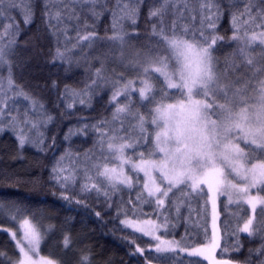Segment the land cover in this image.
<instances>
[{
  "label": "snow or ice",
  "instance_id": "obj_1",
  "mask_svg": "<svg viewBox=\"0 0 264 264\" xmlns=\"http://www.w3.org/2000/svg\"><path fill=\"white\" fill-rule=\"evenodd\" d=\"M235 4L115 0L109 8L108 0H42L40 17L52 40L48 62L65 73L86 65L80 86L64 84L58 94L65 112L77 104L93 109V101L101 108L98 118L77 117L64 133L69 147L54 156L50 182L73 210L138 235L144 247L120 237L137 264H239L232 257L243 247L242 233L261 241L244 264H264V0ZM36 7V0H0V134L10 132L19 151L30 145L46 153L56 145L46 135L55 118L13 71L23 31L13 13L27 27ZM106 12L110 27L100 35L97 23ZM225 14L230 36L220 33ZM225 46L234 47L222 60L216 53ZM50 86L60 88L56 80ZM72 137L91 146L73 151ZM90 197L102 201L110 221ZM193 201H202L204 222L180 234L182 209L190 212ZM11 207L6 219L16 230L2 231L13 255L0 250V264H68L53 249H70L74 218L57 226L27 207ZM92 256L80 251L76 264H92Z\"/></svg>",
  "mask_w": 264,
  "mask_h": 264
},
{
  "label": "trees",
  "instance_id": "obj_2",
  "mask_svg": "<svg viewBox=\"0 0 264 264\" xmlns=\"http://www.w3.org/2000/svg\"><path fill=\"white\" fill-rule=\"evenodd\" d=\"M151 2L152 0H146V4ZM221 2L227 4L230 0H221ZM244 2L245 0H236L235 7L243 8ZM36 3L34 21L27 27L24 26L21 20V14L18 11L13 13L16 19L21 22V28L23 29L19 38L21 47L18 49V55L14 57L17 62V66H14L13 69L14 79L26 91L39 95L45 104L46 110L55 118V122L47 126L46 135L49 137L55 136L56 145L48 149L46 153H40L30 145H26L22 151H19L17 142L10 132L6 131L0 134V202H4L8 206L5 209H0V227H16L15 224L8 222L6 219L8 212L13 211L11 207L13 204L22 208L27 207L35 212L37 216H42L45 223H52L57 226L64 223L65 218L73 217L74 219L67 226V230L71 233L73 239L70 249L63 253L59 248L53 249L68 264H76L79 252L89 249L93 253L92 264H137L136 259L128 255L129 246L120 237L136 239L137 243L144 247L145 242L138 235H133L131 230L121 231L118 222H109L105 226L98 222L95 217L86 215L83 211L73 210L59 198L60 189L55 183L50 182L49 168L54 156H59L65 148L69 147V143L63 141L64 133L67 132L69 127L77 126V117L98 118L101 108L99 104L93 101V109H84L77 104L70 113L65 112L64 102L58 99V94L62 91L64 84L80 86L78 80L83 78L86 65H74L70 72L65 73L59 65L48 62L52 40L40 17L42 0H36ZM114 4L115 0H108L109 8ZM146 13L147 7L145 6L139 21V31L141 32L147 27L144 19ZM109 27L110 14L106 12L97 23V30L100 35H104V29ZM220 33L226 36L231 35L227 14L220 21ZM68 35L72 38L75 36V32L70 30ZM233 47L225 46L216 55L223 60L232 51ZM73 54L79 58L80 50H74ZM240 71L243 72V68ZM2 74L6 75V70ZM52 80L57 81L60 85L59 89L51 88ZM61 115H63V119L60 118ZM87 122L91 123L94 120L90 119ZM41 131H45V129L41 128ZM70 146L73 151H82L84 148L90 147L91 143L90 141L86 143L81 138L72 137ZM16 181L18 183H15ZM12 183H15L14 187L9 186ZM68 194L71 195V193ZM130 195L134 196L135 192L133 191ZM88 202L97 211L101 212L105 221L111 220V217L105 215L104 209L100 206L102 201L90 197ZM147 211H150V209L146 208ZM112 215L114 216V213ZM203 216L202 201L199 203L193 201L190 212L187 208L182 209V218L177 223V231L183 234L185 227L190 232L195 231L198 225L203 224ZM223 218L222 215L221 220ZM208 226L210 228V218ZM59 238L57 236L55 239ZM240 239L243 247L232 258L237 260L239 264H244L245 258L248 256V249L259 247L261 241L259 238H249L246 233H242ZM228 243H232V238H228ZM221 244L224 245L223 239ZM0 250L13 255V242L10 241L9 236L1 228ZM42 254L46 253L42 251ZM221 256L222 253L218 249L217 258H221ZM153 264H156V262L154 261Z\"/></svg>",
  "mask_w": 264,
  "mask_h": 264
},
{
  "label": "rangeland",
  "instance_id": "obj_3",
  "mask_svg": "<svg viewBox=\"0 0 264 264\" xmlns=\"http://www.w3.org/2000/svg\"><path fill=\"white\" fill-rule=\"evenodd\" d=\"M234 210V209H233ZM144 211H146V208L144 209ZM1 229L3 228H12L13 230H16V227H0ZM218 251V250H217Z\"/></svg>",
  "mask_w": 264,
  "mask_h": 264
}]
</instances>
